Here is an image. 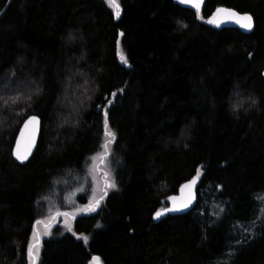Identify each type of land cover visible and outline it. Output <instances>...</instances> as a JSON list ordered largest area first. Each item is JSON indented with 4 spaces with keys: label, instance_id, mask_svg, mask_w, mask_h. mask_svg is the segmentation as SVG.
Listing matches in <instances>:
<instances>
[{
    "label": "trees",
    "instance_id": "1",
    "mask_svg": "<svg viewBox=\"0 0 264 264\" xmlns=\"http://www.w3.org/2000/svg\"><path fill=\"white\" fill-rule=\"evenodd\" d=\"M116 2L118 17L105 0H0V264H30L35 224L89 201L108 132L114 187L55 226L36 264H264V0H207L202 17ZM221 5L254 28L207 24ZM31 114L41 136L20 164ZM189 180L195 208L155 221Z\"/></svg>",
    "mask_w": 264,
    "mask_h": 264
},
{
    "label": "water",
    "instance_id": "2",
    "mask_svg": "<svg viewBox=\"0 0 264 264\" xmlns=\"http://www.w3.org/2000/svg\"><path fill=\"white\" fill-rule=\"evenodd\" d=\"M175 1L195 10L198 13V15L202 17V11L207 0H190V2H181V0H175ZM195 4H199V7H195L194 6ZM218 9L234 10L236 13H239V16L233 17L230 16L227 11H218ZM245 15L251 17L250 22L243 19ZM205 22L214 28L233 27V28H239L245 32L251 31L255 25V20L251 13L241 12L233 7H229L225 5L216 7L213 10V12L209 15V17L205 19ZM248 23L251 24L250 28H246L242 26V24H248ZM32 116L37 117L38 122L28 123L30 117ZM41 130H42V119L37 114L29 115L22 122L12 147V155L18 163L25 164L30 160V158L32 157L38 146L41 136ZM17 153L20 156L22 157L26 156L27 158L24 160H18L16 155ZM192 181L193 180L184 182L179 187L178 192L172 194L169 197V205L166 208L158 210L154 214L155 221H158L161 217H164L168 214H185L191 211L193 208H195L198 201L197 180H195L196 181L195 184H191ZM185 185H191V187H184ZM185 203H187V207H184ZM175 209H179V210H175ZM157 213H160L158 217H157ZM31 255L33 257L32 264H36V257L32 253V251H31Z\"/></svg>",
    "mask_w": 264,
    "mask_h": 264
},
{
    "label": "rangeland",
    "instance_id": "3",
    "mask_svg": "<svg viewBox=\"0 0 264 264\" xmlns=\"http://www.w3.org/2000/svg\"><path fill=\"white\" fill-rule=\"evenodd\" d=\"M105 1L109 4L108 0ZM110 6H113V4ZM111 140L112 138L108 132L104 138L100 152L95 154L91 159L89 176L92 182V190L89 201H87L84 205L68 208L67 210H61L59 207L52 206L47 216L40 220L39 223L35 224V229L31 238L30 250L36 258H38L40 254L42 241L50 235L55 226L59 224L69 226L71 225L75 215L81 212H94L100 205V199H102V197L114 187V177L107 163V154L111 148ZM84 186L85 182L71 192L67 199L68 203L71 204L75 202V197L79 193L83 192L85 188ZM93 257H98L99 259L93 260L92 258L89 264H103L99 256ZM32 261L33 257L31 255L30 264H32Z\"/></svg>",
    "mask_w": 264,
    "mask_h": 264
},
{
    "label": "snow or ice",
    "instance_id": "4",
    "mask_svg": "<svg viewBox=\"0 0 264 264\" xmlns=\"http://www.w3.org/2000/svg\"><path fill=\"white\" fill-rule=\"evenodd\" d=\"M108 2H109V4L110 5H112V4H114L115 5V8H116V15H117V17L119 16V4L118 3H116V0H108ZM181 2H190V0H181ZM195 7H199V4H195L194 5ZM218 11H227L228 13H229V15L230 16H233V17H237V16H239V13H236L234 10H227V9H218ZM243 19L244 20H247V21H251V17L250 16H247V15H245L244 17H243ZM211 22V21H210ZM237 22H239V21H237ZM242 26L243 27H246V28H250L251 27V24L250 23H248V24H242ZM121 35H123V33H121ZM125 63H126V60L124 61ZM253 103H255V101H253ZM105 117H107V113H105ZM33 122H38L37 121V117H35V116H32V117H30V119H29V121H28V123H33ZM105 126L107 127V119H105ZM110 135H113V137H114V134H112V133H109ZM17 155V159L18 160H24V159H26L27 157L26 156H20L18 153L16 154ZM196 183V181L195 180H193L192 182H191V184H195ZM184 187H191V185H185ZM174 199V198H173ZM184 207H187V203H185L184 204ZM175 210H179V209H175ZM160 215V213H157V217ZM37 223H39V221L37 222ZM30 251V254H31V250H29ZM99 258L98 257H93V260H98Z\"/></svg>",
    "mask_w": 264,
    "mask_h": 264
}]
</instances>
